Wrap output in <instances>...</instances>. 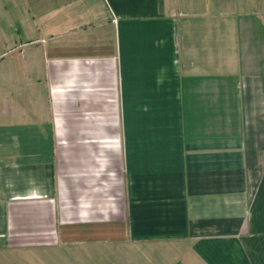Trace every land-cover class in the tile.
Masks as SVG:
<instances>
[{
    "label": "crops",
    "instance_id": "crops-1",
    "mask_svg": "<svg viewBox=\"0 0 264 264\" xmlns=\"http://www.w3.org/2000/svg\"><path fill=\"white\" fill-rule=\"evenodd\" d=\"M222 1L0 0V264L108 223L151 264H264V41Z\"/></svg>",
    "mask_w": 264,
    "mask_h": 264
},
{
    "label": "rangeland",
    "instance_id": "rangeland-1",
    "mask_svg": "<svg viewBox=\"0 0 264 264\" xmlns=\"http://www.w3.org/2000/svg\"><path fill=\"white\" fill-rule=\"evenodd\" d=\"M221 3V11L227 15L228 31L231 30L230 28H236V25L239 27L245 19H251L257 31L255 33L256 38L264 41V7H261L255 0H223ZM197 8L195 6V9ZM1 20L6 21L8 18L3 17ZM12 47L11 40L7 41L4 47H0V53L5 57L0 59V73H15L18 67L16 65L17 56ZM103 199L105 200V198ZM101 201L99 202L101 203ZM68 205L71 207L74 205V201L70 200ZM76 229L77 234L67 238L62 243L60 257H56L54 249H51L50 261L44 260V264H151L153 261L152 249L145 251L146 249L137 244L123 242L121 224H95L93 225V232L97 229V235L89 233L91 226L82 225ZM107 230L113 231V235ZM16 262L18 261L14 258L12 264ZM23 263L25 264V262Z\"/></svg>",
    "mask_w": 264,
    "mask_h": 264
}]
</instances>
